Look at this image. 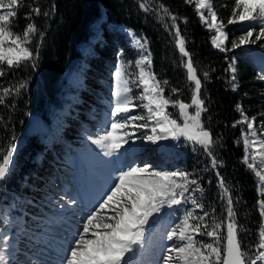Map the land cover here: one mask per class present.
<instances>
[{"label":"trees","instance_id":"obj_1","mask_svg":"<svg viewBox=\"0 0 264 264\" xmlns=\"http://www.w3.org/2000/svg\"><path fill=\"white\" fill-rule=\"evenodd\" d=\"M142 0H35L42 12L51 10V15H43L33 20L43 33V40H33L29 46L39 49L38 59L13 68L4 77H0V86L7 87L26 84L19 94L9 100V107L0 106V150L6 149L12 135H15L17 152L12 175L0 185V213L5 207L21 222L16 247L18 258L33 241L34 230L44 224L49 214L50 187L57 182V176L65 171L71 173L75 187L81 186V160L86 145V127L101 123L109 118L113 106L114 88L117 83L115 71L123 64L127 77L137 80L136 61L143 54L128 32L137 39H146L147 50L151 53L152 71L157 79L167 80L163 95L171 100L191 102L193 82L187 80L186 69L182 64L175 27L170 17L160 12L164 5L176 16L175 24L185 39V47L191 54L197 75L202 78L201 98L208 111L202 113V122L210 130L216 144L213 153L220 162L217 168L211 165L209 157L199 144L189 143L180 147L177 158L167 162L165 157L153 159L154 169L167 165L168 171L194 172L203 188V195L196 197L205 204L206 210L216 208L217 217L223 212L224 201L220 199L222 189L219 177H223L229 188L238 225L246 231L240 232L243 245L254 246L258 240L263 217L259 213L258 202L264 199L259 190V179L244 162L246 155L243 134L248 132L237 106L251 120L260 135L264 128V81L256 77L264 64V41L255 45L221 52L213 46L215 35L201 21L196 4L186 0H148L156 9L145 12L139 4ZM218 19L223 20L225 32L229 34L226 47L231 48L232 41H238L248 27L259 26L227 24L231 17L235 0H212ZM25 4L35 6L32 0ZM25 6L18 12L17 32H22L29 22L24 17L30 7ZM161 16L163 18L161 19ZM124 29V31L122 30ZM255 36V34H254ZM86 45L90 54H82L80 48ZM235 60L236 81H231L229 64ZM7 68V65L4 66ZM76 71L79 81L64 83V74ZM237 84L233 90V84ZM134 102L145 103L135 97L142 88L131 83ZM179 91L173 94L171 89ZM172 118L180 122L178 107L171 104L167 108ZM137 114L146 112L142 108ZM194 114V108L188 109ZM55 113L60 124L53 125L50 115ZM235 125V126H234ZM150 134V129L148 130ZM139 135V133H138ZM138 140V141H137ZM126 145L121 152L127 155L142 150L143 146H154L146 141ZM189 145V146H185ZM140 157V156H139ZM141 158V157H140ZM166 161V162H165ZM14 200V206H10ZM47 215H46V214ZM44 222V223H43ZM4 224L0 221V230ZM209 242L208 237H197Z\"/></svg>","mask_w":264,"mask_h":264},{"label":"snow or ice","instance_id":"obj_2","mask_svg":"<svg viewBox=\"0 0 264 264\" xmlns=\"http://www.w3.org/2000/svg\"><path fill=\"white\" fill-rule=\"evenodd\" d=\"M32 3L35 4V0H32ZM195 3L201 21L209 29L215 30L212 44L221 52L264 41V0H235L227 24L258 23L260 28L257 32L256 27H248L239 36L238 41H232L231 48L225 47L229 34L224 31L226 25L223 20L218 19L212 0H195ZM25 6H29L25 4V0H0V77H4L13 68L21 67L22 64L33 62L32 66H36L34 61L38 59L39 49L33 50L29 46L37 38L42 41L43 33L33 20V16L47 17L51 15V10L42 12L38 4L29 6L30 10L24 17L29 22L22 32H17L18 22L15 18L19 10ZM139 7L145 12L156 11L148 0H142ZM159 7L160 12L170 17L173 22L179 52L182 57L187 58L182 60V64L186 69L187 80L193 82L190 104L165 98L163 95L165 89L161 85L166 86L169 82L157 79L151 70L152 59L146 47L147 41L143 38L137 39L135 42L141 52H147V55L142 54L136 61L139 70L137 80L131 81L130 78H126L127 71L123 64L115 71L117 86L113 93L115 101L109 114V123L102 130V134L89 139L107 157L119 154L121 149L126 151L125 146L136 143L137 139L167 147L168 145H163L162 142H178L183 137L187 141L199 144L211 157L212 167L217 168L220 162L213 153L216 141L201 119L202 113L208 111L204 99L201 98L202 78L207 80L209 74L204 72L202 78L197 75L191 54L186 50L185 39L175 24L176 16L164 5L161 4ZM201 9L207 10V15L200 11ZM229 70L232 73L231 81L235 82L237 79L235 60L229 64ZM256 78L264 81V64L261 65ZM131 83H136L137 87L142 88V92L135 99L145 103L135 104L131 95L133 93ZM25 87L26 84H20L19 88L16 85L0 86V106L9 107L8 98L18 95L20 88ZM237 87L238 85L234 83L233 90ZM171 91L176 94L179 90L172 88ZM170 104L178 107L182 123L168 113L167 108ZM137 108H142L146 115L137 114L135 112ZM189 108H194V114L188 112ZM237 109L242 116V121L237 123H246L248 128V132L243 134L246 153L244 162L249 169L255 171V175L264 184V175L261 174L264 167L257 171L255 155L251 157L252 162H249L248 155L249 149L257 145V139H249V134L253 138L257 137L255 118L250 120L242 106L238 105ZM3 123L4 117L0 116V124ZM260 135H264V131ZM15 139V135H12L8 147L0 150V185L12 175L14 154L17 152ZM259 147H264V140L259 141ZM261 164H264V161H261ZM216 175L222 189L220 199L224 201L223 212L219 217L216 215L215 207L206 210L202 200L196 197L195 194L198 192L202 197L203 188L194 172L155 170L151 164L137 165L127 171H121L108 194L88 214L79 234L66 250L65 260L57 261L56 264H129L132 259L129 254H134L137 246L144 245V234L150 220L162 214L165 209L180 208L188 204L192 207L185 211L180 222L166 237L179 243L166 249L162 264H264V224L258 233L257 243L254 246L243 245L240 232L246 230L237 223V213L229 188L225 185L223 177L219 176V172ZM260 194L264 196V188ZM64 199L62 196L61 200ZM76 204V199L71 198L66 204L60 203L58 207L63 209ZM258 204L259 213L264 217V199ZM105 210L111 215H105ZM197 237H208L209 242L198 240ZM11 239L12 237L6 233L0 236V264H10L8 250L13 247L9 243ZM27 264H46V261L37 257Z\"/></svg>","mask_w":264,"mask_h":264},{"label":"rangeland","instance_id":"obj_3","mask_svg":"<svg viewBox=\"0 0 264 264\" xmlns=\"http://www.w3.org/2000/svg\"><path fill=\"white\" fill-rule=\"evenodd\" d=\"M190 3H195V0H191ZM207 15V10L201 9ZM210 22V19H209ZM205 24V23H204ZM206 25V24H205ZM248 25V24H244ZM260 27V24L257 23ZM208 28V27H207ZM209 29V28H208ZM124 31V29H122ZM215 34L214 29H210ZM225 31V30H224ZM130 39L136 43L137 38L128 33ZM226 47V44H225ZM82 54H90L88 46L83 45L80 48ZM143 55H147L144 52ZM147 67V66H146ZM152 70V68H151ZM80 77L76 71L69 70L64 74V83L71 81H79ZM117 83L115 85V88ZM114 88V91H115ZM115 97L113 99V104ZM50 122L53 125H59V118L55 113L50 115ZM182 123V118L180 120ZM109 123V118L105 119L101 125L94 123L93 127H86V145L82 150L84 155L81 160V172L82 183L85 188H75L72 184V178L69 172H65L62 176H59L58 183H54L50 187L51 195L49 196V214L46 213L45 223L34 230L32 235L33 241H27L29 245L26 251L23 252L21 260L18 258V252L20 250L16 247V234L19 232V226L21 222L13 215H8L7 210L4 208L3 216H0V221L5 226L0 231V236L8 234L12 237L9 241L10 247L8 253L10 255V264H27L31 260L39 259L46 261V264H56L57 261L65 260L67 256L66 250L74 242L75 237L79 234L83 224L86 222V218L91 213L102 199L108 194L111 188L114 186L121 171H127L130 167L137 165L151 164L153 166V159L157 157L162 160L165 157L167 162L173 161L181 153L180 147L183 144L192 143L185 140L183 137L180 141H166L162 142L167 147L161 145L143 146L142 150L133 154L127 155L126 152H120L119 154H113L112 156H104L103 151L96 145L92 144L89 137L96 138L102 134V130ZM247 133V132H246ZM249 139H257V145L250 148L248 155L251 157L255 155L257 168L259 171L264 164V147H259V141L264 140V135H258L253 138L249 134ZM138 141V140H137ZM189 146V145H185ZM141 158H140V157ZM165 161V162H166ZM153 168H155L153 166ZM155 170L168 171L167 165L161 164V168ZM252 170V169H251ZM255 174V171L252 170ZM264 175V172H261ZM259 179V177H257ZM264 184L259 180V190L261 193ZM65 197L62 201L61 197ZM75 198L77 204L75 206H66L61 209L58 207L60 203H67L68 199ZM191 204L182 206L180 208L165 209L162 214L154 216L145 230V240L143 247L137 246L129 264H162L163 257L166 254V249L177 245L179 242L175 240H168L166 237L169 231L180 222L186 210L190 209ZM105 215H111L108 210H105ZM264 220V217H263Z\"/></svg>","mask_w":264,"mask_h":264}]
</instances>
